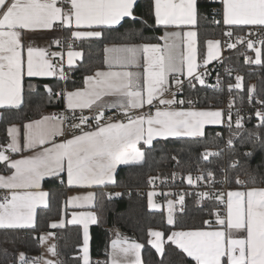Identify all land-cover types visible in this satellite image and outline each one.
Here are the masks:
<instances>
[{"label": "snow or ice", "instance_id": "6c2138e0", "mask_svg": "<svg viewBox=\"0 0 264 264\" xmlns=\"http://www.w3.org/2000/svg\"><path fill=\"white\" fill-rule=\"evenodd\" d=\"M209 3L217 6L204 13L199 0H150L148 15L154 22L150 25L136 13L138 0H0V109H19L24 104L26 78L67 79L62 52L25 43L26 38L32 39L33 33L67 34L53 37L49 47H67L69 71L84 55L82 50H73L77 41L89 46L103 44L105 66L85 76L84 86L74 91L54 92L49 85H42L49 102L54 96L66 101V108L73 113L71 117L45 115L25 124L23 147L19 128L15 125L7 128L10 140L0 144V163L10 175L0 174V189L7 192L0 197V229H35L38 209L50 207L51 193L42 189L45 179L69 188L99 189L68 197L66 206L79 211L74 210L71 219L52 222L49 227L57 229L71 224L82 231L81 254L75 257V264H144L141 255L144 245L128 242L119 233L111 240L105 261L91 259L90 226L100 223V217L91 209L103 208L105 200L121 197L120 192L103 190L118 186V167L144 162L146 151L142 145L151 147L156 137H205L207 125L227 123L230 131L227 144L231 147L233 137L247 131L239 110L233 119L231 97L227 112L220 108L194 109L193 100L177 98L184 86L181 77L188 78L190 87H195L192 81L205 84L204 73L199 69L212 61L222 62L226 49L245 45L255 53L254 60L247 58L249 63L260 64L264 55V0H209ZM125 24H128L125 32L114 38L111 34L120 32ZM202 28L206 52L198 48ZM156 29H163V34L145 37V30ZM217 29L226 40L209 38ZM137 39L142 42H134ZM115 40L120 42L105 43ZM161 40L163 44L159 43ZM235 79L236 83L228 86L230 92L243 88V77L237 75ZM28 88L37 91L36 85L28 84ZM254 92V86L247 88L248 101L256 99L260 104L254 114L259 119L257 128H264V99L255 98ZM169 94L171 98H167ZM107 97L113 99L106 100ZM186 104L188 108L183 107ZM77 109L79 116L75 115ZM112 109H115L112 115L106 116V110ZM84 110L91 115H84ZM77 120L78 123L71 122ZM66 122L69 132L64 128ZM57 137L65 138L57 142ZM248 138L264 149V134L248 132ZM22 150H32L33 155L12 159L8 154ZM219 154L206 149L202 157L208 160ZM243 155L251 157L253 153ZM239 167L240 161L232 159L222 169V181H215L214 174L208 171L209 183L229 182L228 168ZM244 175L250 177L253 185L257 183L256 176L247 170ZM155 179L150 178V183ZM187 182L193 184L191 175ZM234 182L243 190L198 194V201L209 199L217 205L209 213L214 219L202 222L206 228L167 233L150 228L147 243L161 258L166 255V246H174L177 254L191 258L195 264H264V186L249 187V181L239 175ZM154 195L148 194L151 209L160 207L153 202ZM184 202L183 195L178 201H167V225L175 227L176 203L183 211ZM54 235L48 232L39 241L43 244ZM47 251L58 256L55 244ZM4 255L7 256L6 250ZM19 260L21 264H64L59 260L29 259L24 253H19Z\"/></svg>", "mask_w": 264, "mask_h": 264}, {"label": "trees", "instance_id": "16d2710c", "mask_svg": "<svg viewBox=\"0 0 264 264\" xmlns=\"http://www.w3.org/2000/svg\"><path fill=\"white\" fill-rule=\"evenodd\" d=\"M150 0H138L136 13L143 16L148 24H153V20L148 15V4ZM201 12L207 13L213 8V3L209 0H199ZM128 28V24L120 29L118 33L111 35L116 38ZM139 28V25H137ZM163 29L155 31L145 30L144 35L147 39L153 36L162 35ZM203 28L201 29L198 48L200 52H206L204 45ZM65 35H67L65 33ZM219 30L209 38H220ZM120 42L105 41V43ZM134 42H142L135 40ZM155 42V41H153ZM160 42V41H159ZM84 52V57L80 63L75 66L67 79L54 78H26L25 82V102L19 109H1L0 118V144H6L9 141L7 128L9 125L18 123L23 125L27 121L37 119L45 114L56 110L64 109V99L60 96H54L51 102L48 101L43 84L53 88L54 92L61 90H72L83 85L84 77L90 75L96 69L104 67L103 65V44L88 43L77 44ZM255 59L253 51H242L235 49L228 62L232 64L234 71L243 77V88L232 89L231 92L235 98L236 104L244 109L253 111L256 106V99L251 103L248 101L247 88L255 87L253 96L258 99H264V55L261 57V63L246 62L247 58ZM234 77L228 80L233 83ZM28 84L37 86V91L28 88ZM37 92L40 95H37ZM229 87L216 88L208 84L195 85L190 87L186 84L183 87L182 96L186 99H194L199 107H217L221 108L227 100ZM257 119L251 116L245 121V129L240 136L233 137V145L227 144L230 136L228 127L208 126L205 137H177L163 138L156 140L151 147L143 146L146 151V159L140 165L121 166L116 173L118 186H109L103 190L106 192H120L121 197L114 198L111 201L105 200L104 207H96L97 215L100 217L99 225H93L91 228V255L93 261H105L107 259L106 250H110V242L117 230L122 235L143 244L142 260L144 264H195L191 258L183 254H177L178 250L174 246H166V255L161 258L155 249L147 243L148 230L158 228L166 233L173 229H198L206 227L202 224L204 220H212L214 217L209 215L216 207L213 200L204 199L198 201V189L188 184L186 177L196 175L197 177L207 176L211 171L214 176L223 180L224 173L222 169L227 168L232 159L240 161V167L237 169L228 168V185L231 189L238 188L234 182V177L239 175L242 180L249 181V187L259 183L264 178V149L259 145H253L248 138V132H260L264 134V128H257ZM233 130H235L233 126ZM219 134V135H217ZM217 152L218 156H210L204 160L202 153L205 150ZM252 152L251 157L243 155L245 152ZM175 157V159H173ZM5 170V169H4ZM247 170L252 176H256L257 183L253 185L250 177L244 175ZM6 171V170H5ZM175 174V175H173ZM150 178H156L154 182H159L162 187L166 182L177 180L176 185L184 189L185 202L183 211L179 209L175 212V227L167 225L165 210H152L148 207V190L150 187ZM43 187L51 193L48 209H38V217L35 229L3 230L0 229V264H21L19 253H24L26 258L34 259L40 254L41 243L39 237L42 232L53 230L56 235V250L58 260L64 264H75V257L81 254L80 244L82 243V231L78 226L66 225L64 228L51 229L49 225L52 221L59 220L62 217L65 200L70 188L66 184L58 181L53 183L51 179L43 181ZM99 189H97V192ZM177 199V198H176ZM7 251L5 257L4 252Z\"/></svg>", "mask_w": 264, "mask_h": 264}, {"label": "built area", "instance_id": "2783aa9c", "mask_svg": "<svg viewBox=\"0 0 264 264\" xmlns=\"http://www.w3.org/2000/svg\"><path fill=\"white\" fill-rule=\"evenodd\" d=\"M217 5H214V7H216ZM219 39H224L226 40V37H220ZM73 46H77V43H75ZM259 46V45H257ZM237 48H240L242 51H252L250 49H247L245 45L242 44H237ZM235 49H226L223 51V55H222V62L221 61H214L211 62L207 65V67H201L199 69L200 72L204 73V80H205V84H208L212 87H216V88H224V87H228L229 84H235L236 83V76L239 74L237 72L234 71V68L232 66V64H230L227 60L228 58L231 56L232 52ZM50 52H55V51H51ZM225 68L230 69V72H226ZM232 77H234V82L233 83H228V80L231 79ZM181 79L184 80V86L186 84H189V80L186 77H181ZM193 84L195 85H201L198 81H192ZM203 84V85H205ZM183 86V87H184ZM235 89V88H233ZM183 90L178 94L177 98L178 99H186L182 96ZM230 97L233 100V108H232V114H233V119H235L236 116V112L237 110L240 111V115L243 116L245 118V121L250 118L252 115L255 116V110L257 108H260V104L257 103L256 106L253 107V111H251L250 109H244L243 107L239 106L236 104L235 98L232 94V92H229L228 97L226 102L224 103V105L221 107L222 109H224L226 112L228 110V106H229V99ZM187 100V99H186ZM194 101L193 105H191V107L193 106H197V101L194 99H191ZM183 107H189V105H184ZM95 110V109H94ZM93 110V111H94ZM114 111H106V116H111L112 113ZM84 115H91V113L88 110H84ZM60 115L66 116V117H71L73 115L72 111L67 110V109H62L60 111ZM76 116L80 115V110H76L75 112ZM255 118L257 119V123L259 122L258 117L255 116ZM244 121V123H245ZM72 123H78L77 121H71ZM223 126L228 127L227 123L223 124ZM234 126V125H233ZM65 131L69 132L70 129L68 127V123H65ZM65 138V137H63ZM59 138H56V141H58ZM217 152L220 151V149L216 150ZM2 169V166L0 165V170ZM202 179H199L197 181L194 182V184H191L193 188H197L198 192H207V191H212L213 194H216L217 192H227L230 187L228 185V183H222V182H214V183H209V180L207 178V176H202ZM215 181H222L218 178L215 177ZM246 181V180H245ZM177 180H172L171 182H166L165 186L162 187L160 185L159 182H154L150 184V187H155L159 190L158 192V198L159 200H167V199H172V198H179L180 195L184 196V189L182 186H177L176 185ZM154 184V185H153ZM259 185L260 186H264V178H261L259 181ZM113 192V191H112ZM7 195V192L3 189H0V197Z\"/></svg>", "mask_w": 264, "mask_h": 264}, {"label": "crops", "instance_id": "0c3cea01", "mask_svg": "<svg viewBox=\"0 0 264 264\" xmlns=\"http://www.w3.org/2000/svg\"><path fill=\"white\" fill-rule=\"evenodd\" d=\"M162 34H163V31H162ZM65 35V33H61V32H59V31H56V32H53V31H40V32H36V33H33V34H31V36H32V39L31 40H29L28 38H26L25 39V43L27 44V43H32L34 46H36V47H45V48H48L49 49V51L51 50H53V51H55V52H57V51H59V52H62L63 53V57H64V66H65V71L67 72V76L69 75V70H68V66H67V47H64V48H60V47H56V46H51V47H49V45H50V42H51V39L53 38V37H55V36H64ZM216 39H219V38H216ZM78 42L79 41H77L76 43L78 44ZM62 43H63V41H62ZM137 43H140V42H137ZM159 43H161V44H163V41L161 40ZM73 50H76V51H81L82 49L80 48V47H78V46H73ZM83 51V50H82ZM84 53V52H83ZM83 57H84V55H83ZM83 59V58H82ZM82 59H79V60H77L76 61V64H75V66H77L79 63H80V61H82ZM198 62H200L201 64H202V60L200 59V57L198 56ZM212 62H214V61H212ZM105 67V66H104ZM104 67H102V68H99V69H103ZM97 70V69H96ZM95 70V71H96ZM94 72H92L91 74H93ZM90 74V75H91ZM239 76H241L242 77V75L241 74H238ZM54 77H58V76H54ZM54 77H44V78H54ZM36 78H39V77H36ZM59 78V77H58ZM84 85H82V86H80V87H78V88H82ZM78 88H75V89H72V90H66V91H74V90H76V89H78ZM167 98H171V95L169 94L168 95V97ZM106 100H111V99H113L112 97H107V98H105ZM185 108H188V107H185ZM193 108L194 109H217V107H199V106H193ZM64 109H67L66 108V101L64 100ZM220 109H222V108H220ZM68 110V109H67ZM77 110H79V109H77ZM60 111L61 110H56V111H54V112H51V113H48V114H45V115H52V114H56V115H60ZM106 111H115V109H112V110H106ZM45 115H43V116H45ZM0 118H1V109H0ZM42 117H40V118H37V119H33V120H39V119H41ZM33 120H30V121H27L26 123H24L23 125H21V124H18V123H14V124H11V125H9L8 127H10V126H12V125H15L17 128H19V130H20V135H19V141H20V143H21V146L23 147V143H24V131H25V129H24V125L25 124H27V123H29V122H31V121H33ZM259 123V122H258ZM208 126H223V124H221V125H207L206 127H205V131H206V128L208 127ZM64 128L66 129V127H65V125H64ZM57 138H59L58 139V141L57 142H59L60 140H62V139H64L63 137H57ZM167 138H177V137H167ZM190 138H192V137H190ZM158 139H163L162 137H156L154 140H153V143L156 141V140H158ZM9 140H10V138H9ZM142 147H143V145H142ZM10 156H11V158L12 159H21V158H23V157H25V156H31V155H33V151L32 150H22L20 153H8ZM0 165L2 166V169L0 170V174H2V175H10V171H5L4 169H5V166H4V164L3 163H0ZM121 166H124V165H121ZM121 166H119L118 167V169L121 167ZM117 169V170H118ZM193 176H195L196 178H197V176L196 175H193ZM195 178V181H197V179ZM194 181V182H195ZM154 182V181H153ZM152 182V183H153ZM194 182H193V184H194ZM255 186H260L259 185V183L257 184V185H255ZM42 189L44 190V191H47L44 187H43V182H42ZM237 189H240V190H243L242 188H241V186L240 187H238V188H233V189H229L228 191H230V190H237ZM89 190H91V191H97V189H78V188H70V190L68 191V195H67V198L68 197H72V196H76V195H81V194H83L84 192H86V191H89ZM200 193V192H199ZM67 198H66V200H67ZM156 198H157V200L159 201V202H162L163 203V207L161 208V209H163V210H165V212H166V214H167V201L169 200V199H167V200H159V198H158V193L156 194ZM174 199H176V198H172L171 200H174ZM178 199V198H177ZM176 199V200H177ZM66 200H65V202H66ZM179 205H176V211L179 209ZM74 210H76V211H79V209H73L71 206H66V204H64V210H63V214H62V217L59 219V220H61V219H65V220H69V219H71V213L74 211ZM92 211H95L96 212V208H93V209H91ZM156 210H160V209H156ZM97 213V212H96ZM214 219V218H213ZM212 219V220H213ZM59 220H55V221H59ZM55 221H52V222H55ZM51 222V223H52ZM67 225H71V224H67ZM93 226V225H92ZM92 226H90V236H91V228H92ZM207 227V226H206ZM205 227V228H206ZM152 229H154V230H161V229H158V228H152ZM175 230H181V229H173L172 231H175ZM183 230H193V229H183ZM162 231V230H161ZM48 232H54L53 230H48V231H44V232H42L41 233V235L40 236H42V235H46ZM55 233V232H54ZM117 233H119L120 234V236L122 237V238H127V240H128V242H138V241H136V240H134V239H131L130 237H128V236H124V235H122L119 231L117 232ZM117 233L116 232H114V237H113V239H116V237H117ZM112 239V240H113ZM139 243V242H138ZM52 244H55L56 245V235H54L52 238H49L45 243H41V251H40V254L39 255H37V256H35V258L34 259H50V260H58V258H57V256H53L51 253H49L48 251H47V249H48V247L50 246V245H52ZM141 244V243H140ZM90 252H91V240H90ZM141 255H142V250H141ZM91 259H92V255H91Z\"/></svg>", "mask_w": 264, "mask_h": 264}, {"label": "rangeland", "instance_id": "374dc122", "mask_svg": "<svg viewBox=\"0 0 264 264\" xmlns=\"http://www.w3.org/2000/svg\"><path fill=\"white\" fill-rule=\"evenodd\" d=\"M189 176V175H188ZM187 176V177H188ZM192 176V178H193V181H195V176H193V175H191ZM187 177H186V181H187ZM154 183V182H153ZM188 183V182H187ZM154 185V184H153ZM159 192V190L157 189V188H155V187H149V190H148V194L149 193H155V195L153 196V202L154 203H156V204H158V205H160V207L159 208H155V209H152V210H156V209H161L162 207H163V203L162 202H159L158 200H157V198H156V194ZM169 200H171V199H169ZM172 201H178V199L176 200V199H174V200H172ZM176 205H179V203H176ZM180 206V205H179ZM116 233L118 232L117 230L115 231Z\"/></svg>", "mask_w": 264, "mask_h": 264}]
</instances>
